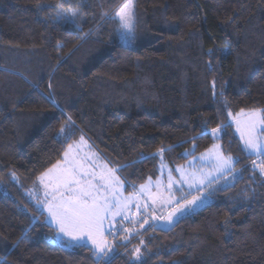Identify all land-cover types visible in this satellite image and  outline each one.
<instances>
[{
	"label": "trees",
	"instance_id": "obj_1",
	"mask_svg": "<svg viewBox=\"0 0 264 264\" xmlns=\"http://www.w3.org/2000/svg\"><path fill=\"white\" fill-rule=\"evenodd\" d=\"M123 1L0 0V264H97L89 246L57 240L28 197L80 134L138 185L159 158L182 164L225 125L217 141L239 161L237 182L168 231L146 225L116 242L102 264H264V175L253 165L264 157L245 154L229 121L264 114V0H133L132 50L113 16ZM67 117L76 132L65 143Z\"/></svg>",
	"mask_w": 264,
	"mask_h": 264
},
{
	"label": "snow or ice",
	"instance_id": "obj_2",
	"mask_svg": "<svg viewBox=\"0 0 264 264\" xmlns=\"http://www.w3.org/2000/svg\"><path fill=\"white\" fill-rule=\"evenodd\" d=\"M76 14V11L71 13L73 19ZM115 17L118 18L117 36L121 46L132 50L137 39L133 0H125L115 13ZM56 19L63 23L67 21L68 16L58 12ZM238 115L244 114L241 112ZM66 120V127L60 130L65 143L71 140L76 132V125L71 117H67ZM236 124L243 150L248 152L250 157L253 155L264 157V138H262L264 137V114L254 111L246 117L243 127L240 126L239 120ZM225 127L227 125L212 128L210 132L212 138L219 139ZM80 142L84 143L83 135ZM68 147L71 148L72 145L69 144ZM195 147L193 143V148ZM158 151L163 153L164 149L161 148ZM187 155H191L193 161H209L210 172L206 174L202 168H197L190 163L191 171L183 166L175 169V172L180 174L177 179L173 176V170L169 169L164 192L160 191L164 185L160 181L153 184L149 177V183L141 185L139 189V193H147V200L143 204L136 203V212L133 215L139 214L140 219L133 223H139L141 228L147 224L153 231H168L188 214H195L208 206L218 192L226 190L237 182L234 165L239 161L226 155L221 145L213 143L212 147L198 158L195 152ZM64 156V162H57L38 177L40 184L47 190L45 199L48 216L45 217V226L54 230L57 238L67 247H84L90 243L89 250L97 257V264H102L105 257L113 251L106 233L115 236L121 231L115 225L129 219L128 212L131 211L132 200L124 197L122 191L126 182L115 175L117 171L115 169L89 172L82 162L69 159L68 152H65ZM253 165L264 175V162L257 164L253 160ZM227 175H232L231 181L214 187ZM11 178L16 179L14 173L11 174ZM239 178H243L242 173ZM165 212L167 215H164ZM117 217H120L119 221ZM161 221L164 223H160ZM106 222L108 227H105ZM128 231V228L123 229V232ZM136 251L138 252L139 249Z\"/></svg>",
	"mask_w": 264,
	"mask_h": 264
},
{
	"label": "rangeland",
	"instance_id": "obj_3",
	"mask_svg": "<svg viewBox=\"0 0 264 264\" xmlns=\"http://www.w3.org/2000/svg\"><path fill=\"white\" fill-rule=\"evenodd\" d=\"M124 3H125V0L119 4V7L115 10V12L113 14L114 17H115V13L119 10V8ZM115 18L118 21V18L117 17H115ZM119 43L121 44L120 40H119ZM254 111L262 114V112L260 110H247V111L246 110H239V111H236V114H233L229 120L230 123H232L233 133L238 138L239 144L241 145L242 149H243V144L240 141V133H238L236 131V127H237L236 121L239 120L240 126L243 127L246 117ZM241 112H243L244 115H238ZM81 135H83V137H84V143L80 142ZM262 138H264V137H262ZM213 143H217L220 145V143L217 141V139H215ZM213 143L210 146H208L207 148H205L203 151L196 153L195 154L196 157L197 158L200 157V155L202 153H205V151L207 149H210L212 147ZM69 144H71L72 147L69 148L67 146L63 153L68 152L69 153V157H68L69 159L82 162L84 164V167L89 172L94 171V170L99 172L101 169H105V170L115 169V170H117V168H113V166L105 159V157L102 155V153L100 151H98V149L95 147V145L91 141H89L84 134H80L74 140H72V142ZM191 150H186L185 153L188 154L189 152H191ZM244 152H245V154L249 155L248 152H246V151H244ZM253 156L257 157L255 155H253ZM257 158H259V157H257ZM159 160H160V162H159L158 170H157L158 175L154 178H151V182L153 184H155L157 181H160L164 185V187L160 188L161 192L165 191V188L167 185V178H168V170L169 169L173 170V176L176 177L177 179L179 178L180 174L176 173L175 169L178 166H183L184 168L191 171L192 169L189 168L190 163L194 164L197 168H202L203 172L206 174L210 172L209 161H199V160L193 161L191 156H189L184 162H182V164H175L173 166H169L161 158H159ZM64 161H65V156L63 154V156H62L61 160H59V162H64ZM55 164H57V162L54 163L53 165H55ZM52 166H50L49 168H51ZM42 173L37 175V179L34 181L33 185L28 190V197H29V199H31L33 201V203L36 205L37 208L45 210V214L47 217L48 216V210L46 207V199H45V192L47 190L43 187V185L40 184V182L38 180V177ZM115 175L119 176L122 181H125V179L123 178L121 173H119L118 171L115 172ZM213 175H215V173H213ZM231 180H232V175H227L223 179H221L219 181V183L216 185H222V184H225L226 181H231ZM148 183H149V179L145 180L144 182H142L138 185L130 184L128 182L124 183L123 189H122L123 196L126 198H130L132 200V203L130 205L131 211L128 212V217H129L128 220H123L122 222L117 223L115 225L117 228L121 229V231L119 233H117L115 236L107 235V233H106L108 243L113 246V251L110 252L108 254V256L105 257V259H107L109 256H111L114 253V250L116 248V242H118V241H121V242L129 241L131 236L136 235V234H140V232H142L143 229L145 228V226L147 225L146 224V225H144L143 228H141L139 223H133V221H138L140 219L139 214L134 216L133 213L136 212L135 205L137 202L143 204L144 201L147 200V193L141 194V193H139V189H140L141 185H147ZM216 185H214V187H216ZM155 191H156L155 188H153V192H155ZM164 215H167V213L165 212ZM116 219L119 221L120 217H117ZM151 222L152 221H150V223ZM160 223H164V221H161ZM105 227H108L107 222L105 223ZM124 228H128L129 231L123 232ZM57 240L60 241V239H57ZM87 246H89L91 248L90 243L87 244Z\"/></svg>",
	"mask_w": 264,
	"mask_h": 264
},
{
	"label": "crops",
	"instance_id": "obj_4",
	"mask_svg": "<svg viewBox=\"0 0 264 264\" xmlns=\"http://www.w3.org/2000/svg\"><path fill=\"white\" fill-rule=\"evenodd\" d=\"M42 210V209H41ZM44 211V215H45V217H46V214H45V210H43Z\"/></svg>",
	"mask_w": 264,
	"mask_h": 264
}]
</instances>
